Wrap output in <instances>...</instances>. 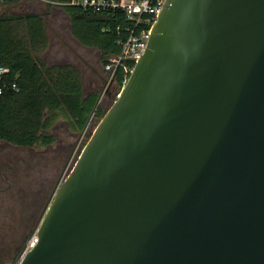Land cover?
I'll return each mask as SVG.
<instances>
[{"label":"water","instance_id":"1","mask_svg":"<svg viewBox=\"0 0 264 264\" xmlns=\"http://www.w3.org/2000/svg\"><path fill=\"white\" fill-rule=\"evenodd\" d=\"M36 235L13 264H264V0L164 1Z\"/></svg>","mask_w":264,"mask_h":264},{"label":"trees","instance_id":"2","mask_svg":"<svg viewBox=\"0 0 264 264\" xmlns=\"http://www.w3.org/2000/svg\"><path fill=\"white\" fill-rule=\"evenodd\" d=\"M47 7L69 0H44ZM19 0L0 4V65L9 72L7 85L16 84L0 95V142L15 147L31 148L52 145L49 133L57 114L65 119L72 132H82L94 116L105 114L98 105L99 94H84L81 74L70 64L47 66L39 59L49 44L44 19L32 12H15ZM72 36L83 46L95 48L104 66L120 53L119 42L128 37L130 23L120 10L91 12L65 6ZM117 92L123 86L120 71L113 84Z\"/></svg>","mask_w":264,"mask_h":264},{"label":"flooded vegetation","instance_id":"3","mask_svg":"<svg viewBox=\"0 0 264 264\" xmlns=\"http://www.w3.org/2000/svg\"><path fill=\"white\" fill-rule=\"evenodd\" d=\"M97 61L95 74L104 81L105 72ZM3 143L0 142V264H13L22 256L27 239L36 233L73 160L70 150L61 154L57 146L50 156H36L37 146L23 148Z\"/></svg>","mask_w":264,"mask_h":264},{"label":"rangeland","instance_id":"4","mask_svg":"<svg viewBox=\"0 0 264 264\" xmlns=\"http://www.w3.org/2000/svg\"><path fill=\"white\" fill-rule=\"evenodd\" d=\"M13 10L18 13L27 10L38 13H44L45 11L44 5L42 4H28L23 1L19 2ZM44 20L49 44L46 50L40 54L39 59L44 61L47 66L62 64L74 65L81 74L84 94L97 92L101 95L98 106L106 112L116 100L115 95L117 89L114 85H109L106 88L104 86V81L99 79L95 74L97 69L95 63L98 62V59L103 70L99 51L95 49H86L77 45L70 35V22L68 18L55 7L49 10V14L45 16ZM99 121L100 120L92 116L88 120L85 129L77 133L72 132L68 122L57 114V118L49 129V133L55 138L54 143L49 147H35V153L38 152L35 155L50 156L52 152H54L52 149L57 146L62 149L61 154L64 151L67 152L70 150L72 160L76 159ZM3 145H5V143H3ZM8 149L9 148H5V150Z\"/></svg>","mask_w":264,"mask_h":264},{"label":"built area","instance_id":"5","mask_svg":"<svg viewBox=\"0 0 264 264\" xmlns=\"http://www.w3.org/2000/svg\"><path fill=\"white\" fill-rule=\"evenodd\" d=\"M3 1L4 0H0V4ZM23 1H40L46 3L44 0ZM164 1L165 0H69L67 2L53 3L51 5L58 8L71 6L91 12L120 10L125 19L130 23L128 37L119 42L120 53L110 57L108 63L103 68L105 72L104 86L107 88L109 85L113 84L118 71H120L122 76L123 86L128 80L135 63L147 47L151 28L154 23H156V18L162 9ZM8 72L9 70L6 67L0 65V95L8 90L19 92V88L15 83L7 85L4 82V77ZM120 91L116 93V98L119 97ZM37 242L38 238L35 233L27 239L22 255L30 251Z\"/></svg>","mask_w":264,"mask_h":264},{"label":"crops","instance_id":"6","mask_svg":"<svg viewBox=\"0 0 264 264\" xmlns=\"http://www.w3.org/2000/svg\"><path fill=\"white\" fill-rule=\"evenodd\" d=\"M23 1V0H22ZM19 2H21L20 0H19ZM23 2H27L28 4H34V3H39V4H42V5H44V9H45V11H44V13H38V12H34V11H30V10H27V11H25V12H32V13H35V14H38V15H40L43 19L45 18V16L47 15V14H49V10H51V9H54V6H50V7H47V5H46V3H44V2H40V1H23ZM19 4V3H18ZM56 9H58L60 12H62V14H64L67 18H68V20H69V17L61 10V8H58V7H55ZM22 12H24V11H22ZM45 21V20H44ZM69 22H70V20H69ZM46 24V23H45ZM45 30H46V27H45ZM47 34V33H46ZM70 35H71V37H72V39L77 43V45H79V46H81V47H83V48H86V49H95V48H90V47H86V46H83L82 44H80L73 36H72V34H71V28H70ZM95 50H97V49H95ZM98 51V50H97ZM70 65H72V64H70ZM74 66V65H73Z\"/></svg>","mask_w":264,"mask_h":264}]
</instances>
